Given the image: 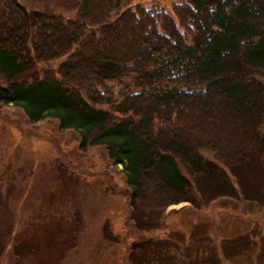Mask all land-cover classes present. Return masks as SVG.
<instances>
[{
  "label": "trees",
  "instance_id": "obj_1",
  "mask_svg": "<svg viewBox=\"0 0 264 264\" xmlns=\"http://www.w3.org/2000/svg\"><path fill=\"white\" fill-rule=\"evenodd\" d=\"M45 1L0 0V104L57 119L79 147L102 146L137 213L233 196L226 173L264 181V0H33ZM18 238L16 253L36 250L32 235ZM209 253L161 252L151 264H217Z\"/></svg>",
  "mask_w": 264,
  "mask_h": 264
},
{
  "label": "rangeland",
  "instance_id": "obj_2",
  "mask_svg": "<svg viewBox=\"0 0 264 264\" xmlns=\"http://www.w3.org/2000/svg\"><path fill=\"white\" fill-rule=\"evenodd\" d=\"M125 1L168 8L178 0ZM52 11L64 21L78 18L71 11ZM258 161L264 168V155ZM122 167L110 162L102 146L79 147L78 132L59 128L57 119L31 122L19 108L0 104V236L9 234L0 264H151L161 252L191 254L194 262L210 252L217 264H264V181L256 172L236 171L239 182L226 173L233 196L200 209L180 202L147 214L128 204ZM240 186L260 197L245 196ZM17 234L19 240L32 235L36 250L16 253Z\"/></svg>",
  "mask_w": 264,
  "mask_h": 264
}]
</instances>
